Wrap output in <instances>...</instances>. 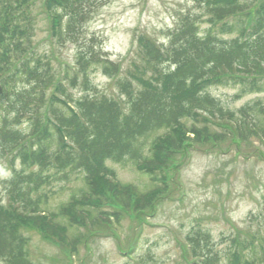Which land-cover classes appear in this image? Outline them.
I'll list each match as a JSON object with an SVG mask.
<instances>
[{
	"label": "trees",
	"instance_id": "16d2710c",
	"mask_svg": "<svg viewBox=\"0 0 264 264\" xmlns=\"http://www.w3.org/2000/svg\"><path fill=\"white\" fill-rule=\"evenodd\" d=\"M104 1L43 0L38 11L37 0H0V264H34L29 231L54 242L73 264L98 234L120 235L125 216L143 227L156 217L172 179L178 187L170 171L188 147L216 145L227 135L264 137V98L236 113L211 93L235 89V101L264 94V0H193L199 12L182 13L166 43L138 36L127 69L94 38L80 43ZM44 15L60 47L81 46L71 65L59 68L54 54L35 45ZM95 71L114 83L115 96L92 86ZM78 89L84 94L75 97ZM108 163L132 166L143 180L121 182ZM53 184L60 191L76 184L55 210L43 192ZM187 241L196 264L219 263L209 235ZM237 241L229 260L246 264ZM253 246L244 248L252 264H264V240ZM153 262L149 256L137 264Z\"/></svg>",
	"mask_w": 264,
	"mask_h": 264
},
{
	"label": "rangeland",
	"instance_id": "374dc122",
	"mask_svg": "<svg viewBox=\"0 0 264 264\" xmlns=\"http://www.w3.org/2000/svg\"><path fill=\"white\" fill-rule=\"evenodd\" d=\"M42 1L37 0L38 11ZM187 12H199L193 0H105L102 6L93 8L80 43L94 38L113 62L122 63L127 69L135 57L131 53L136 50L139 35L158 44L166 43L168 32L173 30L180 15ZM205 28L207 25L202 26ZM34 42L42 53L55 55V65L59 68L73 63L81 47L70 43L60 47L51 37L45 15L40 18ZM90 80L99 92L116 95L114 83L100 71L93 72ZM211 93L236 113L244 105L264 98V94L248 95L235 101L237 90L227 88H216ZM74 94L80 97L84 93L78 89ZM227 137L216 145H192L186 157L181 154L175 158L173 169L180 171L176 173L172 169L170 178L176 174L183 187L179 192L172 179L168 199L156 202L161 206L148 225L141 226L135 215L125 216L116 228L120 235L111 234L110 230L98 234L93 244L80 248L73 264H135L140 259L149 260V256L154 260L151 264H195L197 261L189 248L185 254L183 246H187V237L197 232L210 236L219 256L218 264H232L229 247L235 238L237 244L244 243L240 246L242 261L252 264L253 257L244 248L248 244L260 247L264 240V137L258 134L243 141L236 134ZM188 156L192 158L187 160ZM108 167L121 182L138 184L143 180L132 166L108 163ZM4 179L0 174V202L6 199ZM74 186L60 191L62 186L53 184L44 190L50 199V209L55 210L61 201H68ZM26 234L31 241L28 251L34 264H67L64 250L54 242L46 241L35 231ZM133 244L135 249L130 257L129 247ZM260 254L263 256L264 252L260 250Z\"/></svg>",
	"mask_w": 264,
	"mask_h": 264
}]
</instances>
